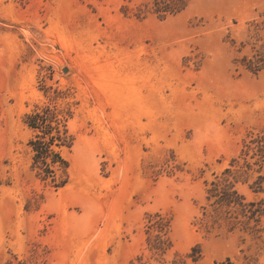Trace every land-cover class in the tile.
Listing matches in <instances>:
<instances>
[{
  "label": "rangeland",
  "instance_id": "374dc122",
  "mask_svg": "<svg viewBox=\"0 0 264 264\" xmlns=\"http://www.w3.org/2000/svg\"><path fill=\"white\" fill-rule=\"evenodd\" d=\"M162 1L0 0V264H264V0Z\"/></svg>",
  "mask_w": 264,
  "mask_h": 264
},
{
  "label": "trees",
  "instance_id": "16d2710c",
  "mask_svg": "<svg viewBox=\"0 0 264 264\" xmlns=\"http://www.w3.org/2000/svg\"><path fill=\"white\" fill-rule=\"evenodd\" d=\"M164 4L160 5L159 2H156L155 10L158 12L161 11H178L180 7L178 6V0H172L166 2L162 1ZM251 25L253 26V41H250L251 53L244 54L241 58L242 64L246 69L258 73L264 69V18L260 21H252ZM246 43H242V46L239 50H242L245 47ZM49 118V109H45L43 113H35L28 116L29 124L32 127L39 128L43 133L49 132V125L47 120ZM60 140V144H65L70 146L72 144L73 138L67 134V130L64 129L61 131L57 129V135H51L49 139H44V136L36 135V138L31 140L30 143L33 146L34 153V163L38 166V175L42 179H46L54 175L55 166L61 167L66 166V161L60 156L58 152H54L51 148L54 140ZM249 146V145H248ZM259 150L264 156V143L258 145ZM228 179H225L226 182ZM65 181L62 182V184ZM215 196H218L215 202H226L227 205L234 204L239 205L243 212L250 211L251 216L264 211L261 205L253 209L255 202L244 203V197L239 195L236 190H232V185L228 186V183L224 184L222 190L218 193H215ZM261 203V202H259ZM249 205L251 207H249ZM157 238L160 239V235H157ZM160 241V240H159ZM194 261L197 260V257H192Z\"/></svg>",
  "mask_w": 264,
  "mask_h": 264
}]
</instances>
